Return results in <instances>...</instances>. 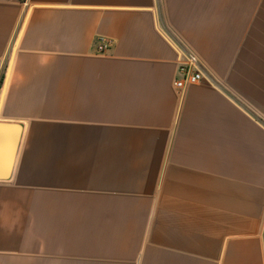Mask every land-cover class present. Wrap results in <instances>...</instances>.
I'll list each match as a JSON object with an SVG mask.
<instances>
[{
	"label": "crops",
	"instance_id": "0c3cea01",
	"mask_svg": "<svg viewBox=\"0 0 264 264\" xmlns=\"http://www.w3.org/2000/svg\"><path fill=\"white\" fill-rule=\"evenodd\" d=\"M0 123V264H264V0H0Z\"/></svg>",
	"mask_w": 264,
	"mask_h": 264
},
{
	"label": "built area",
	"instance_id": "2783aa9c",
	"mask_svg": "<svg viewBox=\"0 0 264 264\" xmlns=\"http://www.w3.org/2000/svg\"><path fill=\"white\" fill-rule=\"evenodd\" d=\"M27 3V0H23ZM109 43L100 41L98 43L99 53H104L109 48ZM179 76L174 81V86L179 91L187 88L190 85L197 84L204 79L203 67L198 63L197 57L189 54L186 59L180 61Z\"/></svg>",
	"mask_w": 264,
	"mask_h": 264
},
{
	"label": "water",
	"instance_id": "95a60500",
	"mask_svg": "<svg viewBox=\"0 0 264 264\" xmlns=\"http://www.w3.org/2000/svg\"><path fill=\"white\" fill-rule=\"evenodd\" d=\"M14 126L10 124L0 123V141L3 139L4 134L13 129ZM9 137V146H10V160L8 162V167L3 174H0V179H4L10 176L12 165H13V156L17 148L18 141L20 139V128L12 134L8 135Z\"/></svg>",
	"mask_w": 264,
	"mask_h": 264
}]
</instances>
